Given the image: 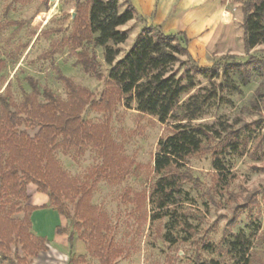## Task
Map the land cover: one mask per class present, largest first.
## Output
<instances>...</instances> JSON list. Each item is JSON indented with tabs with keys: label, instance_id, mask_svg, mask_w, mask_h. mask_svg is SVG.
<instances>
[{
	"label": "rangeland",
	"instance_id": "obj_1",
	"mask_svg": "<svg viewBox=\"0 0 264 264\" xmlns=\"http://www.w3.org/2000/svg\"><path fill=\"white\" fill-rule=\"evenodd\" d=\"M87 1L0 0V98L10 105V112L19 111L34 92L40 106L48 105L49 98L66 102L62 79L90 94L80 120L107 128L128 165L110 181L102 169L99 145H70L62 136L56 137L52 155L69 180L89 190L90 206L106 218L105 247L117 254L112 264H264V44L248 53L244 50L241 8L246 0H221L232 18L231 45L222 52L217 49L192 58L201 68L215 65L218 76L207 80L193 75L194 89L180 100L186 104L197 96L202 101L215 91L192 122L207 126L213 137L203 140L199 153L162 176L153 173L157 144L173 133L176 123L170 119L161 124L136 111L135 102H126L117 93L108 110L100 104L114 64H105L103 49L83 44L80 50L97 63L96 74L85 73L75 55L80 50L73 51L70 40L79 8ZM117 3L122 12L124 0ZM145 26L135 17L119 28L127 40L108 45L119 51L115 62L125 57ZM180 60L181 65H174L172 71L185 85L190 64L184 57ZM227 64H245L246 84L236 74L229 75L228 81L237 90L224 82ZM20 116L26 118L23 112ZM17 131L33 139L39 128L24 121ZM0 155L6 158L5 151ZM215 161L221 171L215 170ZM161 178L174 181V192L172 205L157 210L149 199ZM34 193L41 192L30 183L26 199L0 197V264H69L78 257L85 264H100L88 254L86 241L78 238L74 205L79 196L73 204L64 201L69 217L62 216L63 226H56L71 242L65 246L48 243L47 251L36 257L23 253L13 229L24 224L29 215L26 206L38 205ZM36 221V230L43 228L42 220ZM28 232L35 237L32 228Z\"/></svg>",
	"mask_w": 264,
	"mask_h": 264
},
{
	"label": "trees",
	"instance_id": "obj_2",
	"mask_svg": "<svg viewBox=\"0 0 264 264\" xmlns=\"http://www.w3.org/2000/svg\"><path fill=\"white\" fill-rule=\"evenodd\" d=\"M87 2L86 6L79 8L75 19L70 37L73 51L80 50L83 44L92 43L103 49L106 65L114 64L109 73L108 88L102 94L100 103L105 110L114 103L117 93L126 102H135L136 111L157 118L161 124L174 120L176 124L172 127L173 133L157 144L153 164L155 175L170 173L172 169L181 166L186 158L199 153L204 139L213 137L207 126L192 125V122L199 116L202 107L213 98L215 91H210L211 95L204 96L202 101L197 96L190 97L186 104H181L180 100L194 89L193 75L198 74L212 80L218 76L219 70L215 65L206 68L198 66L188 52V40L183 33L167 36L159 27L147 26L125 57L115 62L119 51L108 45L116 46L126 42L127 34L119 31V28L134 20L136 13L129 0H124L126 7L122 12H119L117 0ZM241 12L242 41L244 50L248 53L264 44V0H246ZM75 55L85 73L96 74L97 63L94 59L83 50ZM180 57L186 58L190 64L185 85L172 71L174 65H181ZM243 66L245 64L225 66L222 75L227 87L237 90L228 81L231 74H236L246 84ZM62 81L68 97L66 102L49 98L48 105L40 106L34 92L21 104L19 111L10 112V105L0 98V149L6 152L5 159L0 155V197L9 195L16 199H26V187L31 183L39 192L47 195L48 207L68 218L69 214L63 203L67 201L73 204L79 196L74 205L78 238L86 241L88 254L97 258L100 264H112L117 254L105 247V234L108 231L106 218L97 214L95 208L90 206L89 190L78 187L75 181L69 180L60 170L52 155L53 144L57 136H62L63 142L70 145H99L103 153L102 169L110 181L119 176L123 166L129 162L121 159L107 128L89 126L80 120L90 98L87 90L73 85L69 80ZM22 112L25 119L20 116ZM24 121L39 128L33 139L26 133L17 131ZM214 167L216 171L222 170L218 161H215ZM172 192L174 181L161 178L149 202L156 205L157 210H163L172 205ZM155 196L158 197L156 201L152 200ZM36 209L26 206L25 210L29 215L24 217V226L13 229L16 232L15 239L21 245L23 253L29 257H36L38 253L47 251V241L28 232L31 229L30 215ZM68 241L71 242V237H68ZM69 264H85V260L78 257L71 259ZM198 264L219 263L209 261Z\"/></svg>",
	"mask_w": 264,
	"mask_h": 264
},
{
	"label": "crops",
	"instance_id": "obj_3",
	"mask_svg": "<svg viewBox=\"0 0 264 264\" xmlns=\"http://www.w3.org/2000/svg\"><path fill=\"white\" fill-rule=\"evenodd\" d=\"M129 3L136 17L147 27H159L167 36L183 33L192 58L200 59L217 49L222 52L231 45L232 18L221 0H129ZM33 200L38 203L30 215L35 236L45 239L47 246L48 243L52 246L68 245L67 236L61 235L56 228L63 226L62 216L48 207L47 196L34 193ZM36 219L42 220L43 228L36 230Z\"/></svg>",
	"mask_w": 264,
	"mask_h": 264
},
{
	"label": "bare ground",
	"instance_id": "obj_4",
	"mask_svg": "<svg viewBox=\"0 0 264 264\" xmlns=\"http://www.w3.org/2000/svg\"><path fill=\"white\" fill-rule=\"evenodd\" d=\"M44 18H46V17H44ZM47 19V18H46ZM39 21H41V20H39ZM45 23V22H44ZM36 229H37V223H35V226H34Z\"/></svg>",
	"mask_w": 264,
	"mask_h": 264
}]
</instances>
